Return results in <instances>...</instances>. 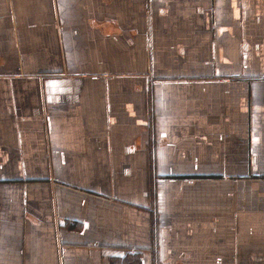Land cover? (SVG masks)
Masks as SVG:
<instances>
[{"label":"crops","instance_id":"0c3cea01","mask_svg":"<svg viewBox=\"0 0 264 264\" xmlns=\"http://www.w3.org/2000/svg\"><path fill=\"white\" fill-rule=\"evenodd\" d=\"M0 264H264V0H0Z\"/></svg>","mask_w":264,"mask_h":264}]
</instances>
